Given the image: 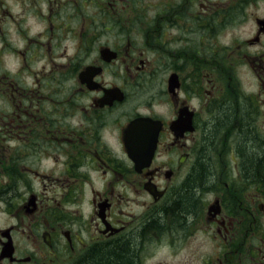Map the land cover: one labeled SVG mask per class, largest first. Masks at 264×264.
Instances as JSON below:
<instances>
[{
	"label": "flooded vegetation",
	"instance_id": "1",
	"mask_svg": "<svg viewBox=\"0 0 264 264\" xmlns=\"http://www.w3.org/2000/svg\"><path fill=\"white\" fill-rule=\"evenodd\" d=\"M139 1L0 0V264H264V0Z\"/></svg>",
	"mask_w": 264,
	"mask_h": 264
},
{
	"label": "trees",
	"instance_id": "2",
	"mask_svg": "<svg viewBox=\"0 0 264 264\" xmlns=\"http://www.w3.org/2000/svg\"><path fill=\"white\" fill-rule=\"evenodd\" d=\"M256 151L252 153L248 157V164L250 165L251 172H257V168L263 167L264 168V159H262V146L256 144L253 146ZM202 164V163H201ZM252 174V173H251ZM208 170L207 168L200 166L197 168V173L192 177V182L202 181L206 182L208 179ZM192 186L190 187L189 191L185 196L182 197L181 206L179 209L176 210V213H184L187 210L193 209L195 206L194 195L192 194ZM131 253L128 251H119V252H112L107 254L103 259H97L96 263L94 264H133Z\"/></svg>",
	"mask_w": 264,
	"mask_h": 264
},
{
	"label": "rangeland",
	"instance_id": "3",
	"mask_svg": "<svg viewBox=\"0 0 264 264\" xmlns=\"http://www.w3.org/2000/svg\"><path fill=\"white\" fill-rule=\"evenodd\" d=\"M140 2H141V4H146L145 0H141L138 3H140ZM123 4H125V2H123ZM141 17H143V18H141L142 20L146 19L145 14L143 16H141ZM226 160H228V156L226 157ZM79 193L80 194H79L78 201H76V202H74V201L68 202L67 201V202L63 203V206L66 208V210H69V212L78 209V210L82 211L84 214H88V212H90V208H91V206L89 204V199H90L91 193H90L89 190H83V189L79 190ZM127 194H129V192H127ZM130 196H133V195L130 193ZM211 201H212V196L209 193L206 194L204 196V202H203L204 205L206 204L205 207ZM136 207H137L138 212H142L143 211V208L141 207V205L136 206ZM205 207H204V211H205ZM161 244H165V243L161 242ZM154 249H155L156 254H154L153 261H158V260L162 259L164 257L163 256L164 255V251L163 250H165V248L156 245L153 248V250ZM182 255L179 256V254H178V257L176 259L181 261L182 260Z\"/></svg>",
	"mask_w": 264,
	"mask_h": 264
},
{
	"label": "water",
	"instance_id": "4",
	"mask_svg": "<svg viewBox=\"0 0 264 264\" xmlns=\"http://www.w3.org/2000/svg\"><path fill=\"white\" fill-rule=\"evenodd\" d=\"M149 120H150V119H149ZM149 120H147V121H142V120H141V121H142V124L147 125L148 122H149ZM177 124H178V123H177ZM132 125L135 126V125H136V122L132 123ZM156 139H157V134H155V144H156ZM155 144H154V147H152V149H151L150 157H152V155H153V153H154Z\"/></svg>",
	"mask_w": 264,
	"mask_h": 264
}]
</instances>
